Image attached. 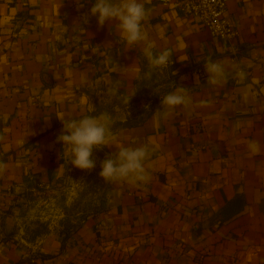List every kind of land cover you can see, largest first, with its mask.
Returning <instances> with one entry per match:
<instances>
[{
    "label": "crops",
    "instance_id": "crops-1",
    "mask_svg": "<svg viewBox=\"0 0 264 264\" xmlns=\"http://www.w3.org/2000/svg\"><path fill=\"white\" fill-rule=\"evenodd\" d=\"M141 2L154 53L172 52L168 68H151L116 22L98 26L95 0H0V264H264V0L228 1L230 43L159 0ZM208 60L226 66L224 83H209ZM177 86L192 105L154 123ZM101 113L116 141L92 155L150 141V179L111 182L103 210L29 243L21 205L76 168L57 139L61 120Z\"/></svg>",
    "mask_w": 264,
    "mask_h": 264
},
{
    "label": "clouds",
    "instance_id": "clouds-1",
    "mask_svg": "<svg viewBox=\"0 0 264 264\" xmlns=\"http://www.w3.org/2000/svg\"><path fill=\"white\" fill-rule=\"evenodd\" d=\"M90 14L97 16L98 26L105 22H116L122 39L128 45L143 44V52L149 61L151 68L166 67L172 56L170 49L154 53L155 43L149 39L142 24L147 19L149 12L141 0H95ZM208 81L213 85H220L226 81V66L219 61L208 60L205 64ZM150 75V73H149ZM237 76L243 80L245 74L237 72ZM192 98L188 94V88L177 86L175 91L166 94L161 99L160 107L154 112L153 121L158 123L160 119L174 116L180 107L188 108L192 105ZM208 101H200L198 106H206ZM62 134L57 138L58 142L67 148L71 156V164L81 170H91L96 166L92 159L94 148L109 146L116 141L111 131V117L107 113L99 116H83L77 118H65ZM249 150L253 155L258 154L260 145L256 141H250ZM117 151L101 162L99 175L106 182L128 183L136 185L146 183L150 179L145 167V161L154 151L152 142L137 144L135 147L117 146Z\"/></svg>",
    "mask_w": 264,
    "mask_h": 264
},
{
    "label": "rangeland",
    "instance_id": "rangeland-1",
    "mask_svg": "<svg viewBox=\"0 0 264 264\" xmlns=\"http://www.w3.org/2000/svg\"><path fill=\"white\" fill-rule=\"evenodd\" d=\"M147 108L144 105L139 108L141 117ZM96 154L92 155L96 162L93 169L70 168L62 180L33 192L21 205L17 214L18 227L23 230L24 237L31 239L29 243L36 245L39 238L76 229L108 206L111 182L104 181L99 175L105 158Z\"/></svg>",
    "mask_w": 264,
    "mask_h": 264
},
{
    "label": "built area",
    "instance_id": "built-area-1",
    "mask_svg": "<svg viewBox=\"0 0 264 264\" xmlns=\"http://www.w3.org/2000/svg\"><path fill=\"white\" fill-rule=\"evenodd\" d=\"M229 0H159L163 6L180 12L186 18H198L212 37L232 42L237 37V29L227 15ZM232 52L237 55L238 49ZM169 63L166 68L169 67ZM3 153L0 152V164Z\"/></svg>",
    "mask_w": 264,
    "mask_h": 264
}]
</instances>
